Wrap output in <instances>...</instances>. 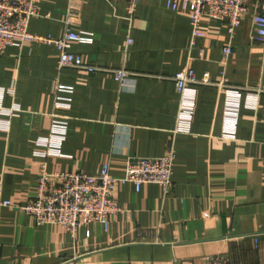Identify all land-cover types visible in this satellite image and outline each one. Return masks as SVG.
<instances>
[{
  "label": "crops",
  "instance_id": "obj_1",
  "mask_svg": "<svg viewBox=\"0 0 264 264\" xmlns=\"http://www.w3.org/2000/svg\"><path fill=\"white\" fill-rule=\"evenodd\" d=\"M70 8V28L90 37L70 50L88 65L135 74L122 84L112 72L61 67L52 43L9 46L0 57V104L12 110L0 113L4 197L27 206L44 160L51 172L92 176L108 164L121 179L130 157H160L170 146L173 185L137 191L119 182L123 211L75 234L0 208V264H205L217 256L264 264V46L255 40V6L232 36L226 22L203 17L194 45L189 14L167 0H139L133 15L127 0H40L29 32L62 38ZM186 67L242 88L240 100L211 84L181 95L173 75ZM53 114L67 121L61 139L52 137ZM48 139L59 154L43 156Z\"/></svg>",
  "mask_w": 264,
  "mask_h": 264
},
{
  "label": "built area",
  "instance_id": "obj_2",
  "mask_svg": "<svg viewBox=\"0 0 264 264\" xmlns=\"http://www.w3.org/2000/svg\"><path fill=\"white\" fill-rule=\"evenodd\" d=\"M131 15L135 13L139 0H127ZM40 0H0V57L6 49L19 41H42L52 43L57 49L61 67L85 69L90 73L112 72L122 84L135 73L124 69H109L101 66L88 65L81 56L70 50L73 40L87 42L90 37L74 32L70 25L75 15V9L67 12L66 31L62 38L52 39L29 32L30 20L39 14ZM253 4V26L255 40L264 46V0H167V8L178 11L180 6L187 11L192 25V44L198 37L204 35L201 27L203 17H210L219 22L228 24L229 32L235 34L237 27L249 13ZM132 41L129 39L128 43ZM223 53L228 58L233 53L232 45L224 47ZM177 91L186 96L193 92L192 87L197 84L217 85L227 93L232 102L240 100L242 88L228 87L224 82L212 83L209 74L198 79L190 67L173 75ZM59 90L68 91L67 87L59 85ZM260 92V91H259ZM61 102H59V105ZM12 113V110L2 107L0 113ZM66 118L53 114L52 137H64L67 131ZM51 140V139H50ZM44 157L59 154L60 148L52 145ZM176 159V150L169 147L160 157H130L123 178H115L110 172V166L104 165L97 175H88L78 171L51 172L46 160L39 166V177L36 194L25 207L15 206L4 197L3 183L0 181V208L16 207L24 209L33 215L38 224H56L75 234L79 227L97 221L104 225L109 223L112 216L123 211L115 196L119 182H131L137 191L145 184H156L169 191L173 185V171ZM205 264H230L225 257H212Z\"/></svg>",
  "mask_w": 264,
  "mask_h": 264
}]
</instances>
